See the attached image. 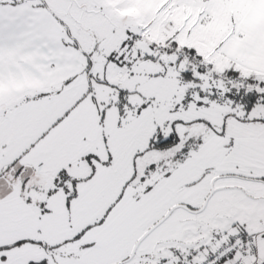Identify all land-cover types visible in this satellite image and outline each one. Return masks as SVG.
<instances>
[{
    "label": "snow or ice",
    "instance_id": "obj_1",
    "mask_svg": "<svg viewBox=\"0 0 264 264\" xmlns=\"http://www.w3.org/2000/svg\"><path fill=\"white\" fill-rule=\"evenodd\" d=\"M0 264H264V0H0Z\"/></svg>",
    "mask_w": 264,
    "mask_h": 264
}]
</instances>
